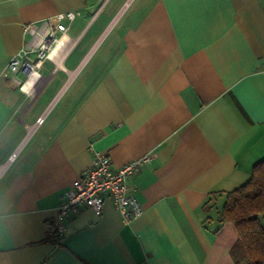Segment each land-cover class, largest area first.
Instances as JSON below:
<instances>
[{"label":"crops","instance_id":"0c3cea01","mask_svg":"<svg viewBox=\"0 0 264 264\" xmlns=\"http://www.w3.org/2000/svg\"><path fill=\"white\" fill-rule=\"evenodd\" d=\"M64 12L80 15L62 63L5 77L23 26ZM94 152L112 169L150 156L126 182L142 214L77 208L55 245ZM12 155L0 264H234L218 217L264 159V0H0V167Z\"/></svg>","mask_w":264,"mask_h":264},{"label":"built area","instance_id":"2783aa9c","mask_svg":"<svg viewBox=\"0 0 264 264\" xmlns=\"http://www.w3.org/2000/svg\"><path fill=\"white\" fill-rule=\"evenodd\" d=\"M79 15L78 12H64L39 22L26 23L23 26V31L29 36V40L8 61L7 70L3 75L13 77L20 73L26 76L24 83H28L30 77L36 75V72L41 68L43 60L52 61L57 67L58 62L62 63L67 52L71 49L68 46L66 24L71 23ZM16 81L20 84V81ZM42 121L43 119L39 118L35 125H40ZM149 157V155H145L127 162L120 168L112 169L107 154L94 152L91 166L81 172L73 182L66 193V201H63L59 206L57 216L52 221L51 225L55 230L57 243L60 244L63 240L66 231L64 223L72 211L84 207L99 215L106 198L111 201L123 222L129 223L141 216V205L134 197L130 196L126 182L138 169L150 161ZM13 159L14 155L10 156L6 165L0 167V174Z\"/></svg>","mask_w":264,"mask_h":264},{"label":"trees","instance_id":"16d2710c","mask_svg":"<svg viewBox=\"0 0 264 264\" xmlns=\"http://www.w3.org/2000/svg\"><path fill=\"white\" fill-rule=\"evenodd\" d=\"M219 212L221 223H229L237 241L230 250L234 264H264V159L253 164L248 180L230 191ZM49 241L57 243L50 231Z\"/></svg>","mask_w":264,"mask_h":264},{"label":"rangeland","instance_id":"374dc122","mask_svg":"<svg viewBox=\"0 0 264 264\" xmlns=\"http://www.w3.org/2000/svg\"><path fill=\"white\" fill-rule=\"evenodd\" d=\"M103 14H106V10L103 12ZM74 43H75V42L72 41V42H70V44L68 43V46H69L70 48H72V46L74 45ZM68 46H67V47H68ZM69 51H70V50H69ZM69 51H68V52H69ZM68 52H67V54H68ZM67 54H66V56H67Z\"/></svg>","mask_w":264,"mask_h":264},{"label":"bare ground","instance_id":"6f19581e","mask_svg":"<svg viewBox=\"0 0 264 264\" xmlns=\"http://www.w3.org/2000/svg\"><path fill=\"white\" fill-rule=\"evenodd\" d=\"M61 63V62H58V64ZM27 87H24V90L26 91ZM23 90V89H22Z\"/></svg>","mask_w":264,"mask_h":264}]
</instances>
